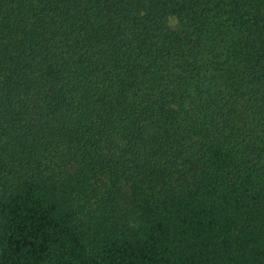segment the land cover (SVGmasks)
<instances>
[{"label": "trees", "instance_id": "16d2710c", "mask_svg": "<svg viewBox=\"0 0 264 264\" xmlns=\"http://www.w3.org/2000/svg\"><path fill=\"white\" fill-rule=\"evenodd\" d=\"M0 264H264V0H0Z\"/></svg>", "mask_w": 264, "mask_h": 264}, {"label": "rangeland", "instance_id": "374dc122", "mask_svg": "<svg viewBox=\"0 0 264 264\" xmlns=\"http://www.w3.org/2000/svg\"><path fill=\"white\" fill-rule=\"evenodd\" d=\"M171 24H175V20L173 18H171V20L169 21Z\"/></svg>", "mask_w": 264, "mask_h": 264}]
</instances>
